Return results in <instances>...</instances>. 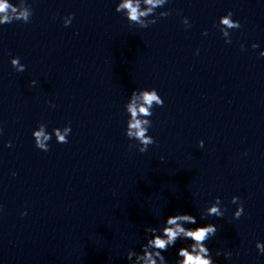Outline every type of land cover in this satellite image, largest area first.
Returning <instances> with one entry per match:
<instances>
[{
    "label": "clouds",
    "instance_id": "9594fccd",
    "mask_svg": "<svg viewBox=\"0 0 264 264\" xmlns=\"http://www.w3.org/2000/svg\"><path fill=\"white\" fill-rule=\"evenodd\" d=\"M169 0H118L115 11L123 14L129 26H138L139 28H148L155 24L157 20L171 15L172 10L157 12L158 8H162ZM33 16V9L28 0H17L16 3L10 0H0V25L11 24L13 22L30 23ZM233 12L228 10L215 25L226 44H231L230 30L242 27L239 20H234ZM74 14L63 17L64 26L71 24ZM182 23L186 28H190L191 24L187 17L182 19ZM202 35H207L205 30ZM241 50L244 45L241 44ZM251 47L256 49L259 47L257 43H252ZM199 54V49L196 50ZM260 57H264V50L259 52ZM12 67L17 72L26 70V65L20 62L19 57H12L10 60ZM32 85L36 84L33 80ZM51 103V102H49ZM163 98L158 94L155 88L151 89H134L128 101L124 105L125 112L128 114L126 121L125 135L130 141L128 148H136L140 153L148 150L149 146L154 144L155 139L148 134L149 128L152 126L150 117L153 115L154 107H162ZM54 106V105H53ZM47 126L40 123L37 128L32 131L35 147L41 151L47 152L50 149L49 141L55 136L57 143H68V136L71 133V125L63 128H53L49 133ZM2 132V129H0ZM6 147H11V141L7 142ZM198 146L203 147L204 141H198ZM230 203L236 205L233 212V219H239L245 215L244 203L239 196L233 195ZM227 209L222 207V200L219 196L208 204L200 213V219L203 220L209 216L221 218ZM27 212H21V216ZM197 219L191 214H175L166 218L160 226L146 225L144 227L145 242L140 245V251L134 248H128L124 253L127 264H169V260L164 255L170 248L175 247L178 240L191 241L185 246L177 249L176 259L173 264H217L213 258V251L207 246V242L215 237L218 229L213 223H207L203 226L187 227V225H196ZM255 248L259 255H264V242L259 240L255 243ZM239 255V253H236ZM215 257L223 256L225 260L231 261L233 257L232 251L216 249Z\"/></svg>",
    "mask_w": 264,
    "mask_h": 264
}]
</instances>
